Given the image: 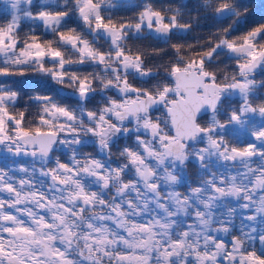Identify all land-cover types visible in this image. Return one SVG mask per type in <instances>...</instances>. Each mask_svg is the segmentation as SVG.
<instances>
[{
    "label": "snow or ice",
    "instance_id": "obj_1",
    "mask_svg": "<svg viewBox=\"0 0 264 264\" xmlns=\"http://www.w3.org/2000/svg\"><path fill=\"white\" fill-rule=\"evenodd\" d=\"M251 7L0 0V264H264Z\"/></svg>",
    "mask_w": 264,
    "mask_h": 264
},
{
    "label": "trees",
    "instance_id": "obj_2",
    "mask_svg": "<svg viewBox=\"0 0 264 264\" xmlns=\"http://www.w3.org/2000/svg\"><path fill=\"white\" fill-rule=\"evenodd\" d=\"M242 2L251 4L250 12L253 17L264 14V0H242Z\"/></svg>",
    "mask_w": 264,
    "mask_h": 264
}]
</instances>
